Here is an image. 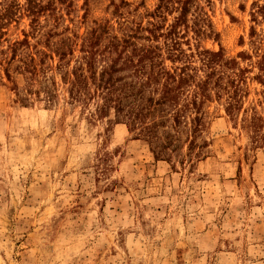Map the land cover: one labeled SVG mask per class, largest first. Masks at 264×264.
<instances>
[{
	"label": "rangeland",
	"instance_id": "374dc122",
	"mask_svg": "<svg viewBox=\"0 0 264 264\" xmlns=\"http://www.w3.org/2000/svg\"><path fill=\"white\" fill-rule=\"evenodd\" d=\"M32 1L51 10L33 19L26 0H0V264H264L262 87L247 81L234 116L209 102L194 148L159 154L168 128L149 141L112 109L71 100L44 35L81 37L117 16L145 26L159 5L167 26L184 0ZM263 15L264 0H192L189 25L204 34L190 43L252 55ZM41 52L45 76L31 80L24 60Z\"/></svg>",
	"mask_w": 264,
	"mask_h": 264
},
{
	"label": "trees",
	"instance_id": "16d2710c",
	"mask_svg": "<svg viewBox=\"0 0 264 264\" xmlns=\"http://www.w3.org/2000/svg\"><path fill=\"white\" fill-rule=\"evenodd\" d=\"M26 1L27 13L33 19L51 10L49 2L42 5ZM191 2L177 1L178 15L167 26L161 21L169 6L159 5L149 14L145 26L117 16L113 25L108 21L96 23L81 37L71 34L51 42L55 32L44 35L45 49L50 56L57 57L55 68L64 71L61 80L67 85L71 100L85 104L96 101L100 114L112 109L149 141L157 142L159 128H168L170 133H166L164 143L156 145L159 154L176 151L179 142L185 143L189 152L194 148L209 102L223 101L225 112L234 116L242 108L248 80L264 90V31L257 34L251 28L252 55L242 52L237 58L228 59L221 51L201 50L188 37L191 34L194 39L204 34L199 23L189 25ZM257 10L261 12L263 7ZM118 11L116 6L114 15ZM261 17L264 23V15ZM28 44L26 35L14 42L10 47L11 58L17 48ZM75 51L79 55L74 58ZM45 55L46 52H41L38 61L34 54L24 60L23 68L31 80L41 74L45 76L42 68ZM71 59L74 64L69 69ZM237 59L248 63L247 66H240ZM248 75L252 76L248 78ZM45 91L51 99L49 88L45 87ZM261 94L264 96V92ZM181 130L186 131L184 141L179 137Z\"/></svg>",
	"mask_w": 264,
	"mask_h": 264
}]
</instances>
